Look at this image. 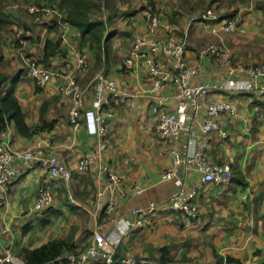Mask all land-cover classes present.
<instances>
[{
	"label": "crops",
	"instance_id": "obj_1",
	"mask_svg": "<svg viewBox=\"0 0 264 264\" xmlns=\"http://www.w3.org/2000/svg\"><path fill=\"white\" fill-rule=\"evenodd\" d=\"M163 10L161 15L173 24L176 36L185 42L187 63L198 66L205 81L221 82L227 74V67L206 52L214 43L226 45L235 63L264 64V5L237 19L244 33L224 34L221 38L203 30L200 21L193 22L194 19L183 17L173 23L167 9ZM131 20L123 22L124 32L113 38L108 49L82 48L79 31L65 23H57L59 33L46 35L54 42L58 39L62 42L63 54H56L52 60L54 69L70 72L78 57L89 58V70L74 74L84 93L85 111L92 105L95 78L101 71L116 81L123 91L139 94L134 107L115 104L114 116L107 119L112 142L104 160L122 178L126 190L135 184L146 187L140 196L121 201L124 216L136 206L162 202L175 189L173 183L159 180L160 173L171 167L172 159L169 148L156 132L157 117L151 106L163 103L167 111H174L177 101L172 98L171 88L156 94L143 92L148 77L143 65L135 68L140 79L125 73L124 61L136 37L145 33L148 25L141 15ZM30 26L36 32L41 30L38 23ZM24 29L27 31L23 37L26 53L35 57L30 40L33 30L26 26ZM195 37L200 41H195ZM40 53L41 46L37 55ZM35 58L39 60L37 56ZM157 61L166 69L172 67L162 57ZM3 62H11L5 68L6 73L13 76L9 86H15L27 126L35 129L31 136H25L9 123L13 148L29 149L36 141L50 137L52 147L46 149V153L62 159L74 172L79 160L96 147V137L89 132L85 117L82 116L79 128L70 125L68 114L72 99L60 92L58 80L53 79L39 88L27 75L16 78L25 67L13 48L5 51ZM165 97L167 100L164 101ZM227 99L237 104L238 115L219 118L228 137L221 139L213 135L209 156L213 162L231 164L234 181L221 187L211 183L204 185L197 200L200 210L197 219L159 213L156 228L134 231L131 238L119 246L116 259L135 257L158 264L160 249L166 247L171 252L169 264H264V100L244 93L213 91L210 95V100L215 102ZM15 167L17 177L9 183L12 204L0 206V257L11 251L24 262V249L39 248L62 239L70 241L78 252L83 251L92 240L97 222L102 219L101 216L97 220L93 215L99 184L94 170L74 173L71 182L74 201H71L63 182L49 177L41 166ZM197 181L198 178L194 179ZM46 182L53 187L55 201L43 219L31 218L28 210L37 201L40 186Z\"/></svg>",
	"mask_w": 264,
	"mask_h": 264
},
{
	"label": "built area",
	"instance_id": "obj_2",
	"mask_svg": "<svg viewBox=\"0 0 264 264\" xmlns=\"http://www.w3.org/2000/svg\"><path fill=\"white\" fill-rule=\"evenodd\" d=\"M30 14H42L63 23L64 14L53 6L30 5ZM148 29L139 34L124 61V71L135 79L140 75L135 71L143 65L148 77L144 82V93H162L173 89L172 98L177 101L174 111H167L163 103L153 104L151 111L156 118V132L169 148L172 165L159 175L162 183L171 182L174 191L162 202H151L145 206H136L127 216L121 213V201L129 197H138L146 187L135 184L129 189L123 187L122 178L104 160L109 148V130L107 119L114 116L115 104L134 107L138 93L123 91L116 81L104 71L95 78V94L90 109L84 110V93L79 87L74 74L86 73L89 62L78 57L70 72H61L40 65L37 58L28 56L25 40L17 37L18 44L12 48L23 60L26 75L37 87H45L51 80L60 82L61 93L72 99L68 121L74 128L81 125L85 117L89 132L96 137L95 149L84 155L73 172L66 163L55 155L46 153L52 147L50 137L38 140L25 150L13 148L12 133L8 122L0 128V206H11L9 183L17 177L15 165L28 167L41 166L52 179H59L65 185L69 199L74 201L71 182L74 173L94 170L98 180L96 209L93 215L99 220L93 231L88 246L79 252H67L44 264H89L92 260H103L105 264H155L135 257L116 259L119 246L131 238L134 231L154 230L159 213H180L188 219H197L200 210L199 195L205 184L216 187L228 186L233 177V167L229 163H217L210 160L212 137L217 135L226 139L228 133L219 122L223 115L236 117L238 107L233 101L215 102L210 100L213 91L220 93H254L264 96V64L241 65L233 61L231 51L223 43L211 44L206 52L227 67L226 77L221 82H208L202 77L198 66L186 61V45L175 34L173 24L162 15L148 14ZM200 26L215 37L245 30L238 25V20H221L213 10H208L200 18ZM163 32L164 34H161ZM162 57L172 65L166 69L159 61ZM148 78V79H147ZM167 100V97L163 99ZM198 178L197 182L194 179ZM55 201L51 183H43L39 188L35 204L28 210L34 219H43L46 210ZM0 264H25L11 251L0 257Z\"/></svg>",
	"mask_w": 264,
	"mask_h": 264
},
{
	"label": "trees",
	"instance_id": "obj_3",
	"mask_svg": "<svg viewBox=\"0 0 264 264\" xmlns=\"http://www.w3.org/2000/svg\"><path fill=\"white\" fill-rule=\"evenodd\" d=\"M51 3H58L65 11L66 16L63 19V23L68 24L74 29H77L81 35V47L92 50L93 48L105 47L108 49L111 41L118 34L124 32L125 26L123 25L124 20L132 21L133 17L141 15L144 21H147L148 14H163L160 8V0H137V3L131 7L129 10L124 11L116 3L117 0H46ZM129 0H120V3H127ZM159 1V3H158ZM5 0H0V7L3 5ZM106 4L105 9H103ZM44 5V4H42ZM161 12V13H160ZM168 14L173 23L181 20L185 17L190 18L191 12L182 13L173 8L168 9ZM35 15L32 25L38 23L41 30L36 32L29 23H26L27 28L33 30V35L30 36V40L33 43L35 50L32 55L39 58L41 66L54 69L52 64L53 58L56 54H63L62 52V42L58 39L56 42L49 39L46 35L52 34L54 32L59 33L58 20L55 18H48L42 14H32ZM235 18L232 15H226L220 17L221 20ZM9 23L6 21L0 24ZM148 24V21L146 22ZM12 24V23H10ZM238 25L241 26L238 21ZM149 25H147L148 29ZM45 29V33L44 30ZM10 42V37H7ZM7 39L0 38V50L2 54L0 55V64L4 60L5 51L10 48V43ZM3 46L5 48L3 49ZM41 46V53L37 55L38 47ZM13 58V57H12ZM89 61V58H87ZM11 62H7L6 67ZM238 64V63H236ZM58 70V69H56ZM65 72L62 70H58ZM19 74V75H18ZM16 76H26L25 68L19 71ZM13 80L12 74L6 73V70L0 68V128L5 126V122L13 123L14 127L25 136H31L35 129H30L26 122L25 116L22 113L21 106L16 97L15 86H9L10 81ZM243 94V93H242ZM252 94L257 96V98L264 100V96H258L254 93H244ZM234 172V170H233ZM74 177V174H73ZM234 177L231 183L234 181ZM230 183V184H231ZM49 209V208H48ZM48 209L46 210L48 212ZM180 214V213H177ZM67 252H78L73 244L66 239L51 241L39 248L35 249H24L23 250V260L25 264H44L50 260L56 259L57 257L67 253ZM161 257L158 264H169L171 261V252L166 248L160 249ZM105 264L103 260H92V263Z\"/></svg>",
	"mask_w": 264,
	"mask_h": 264
},
{
	"label": "rangeland",
	"instance_id": "obj_4",
	"mask_svg": "<svg viewBox=\"0 0 264 264\" xmlns=\"http://www.w3.org/2000/svg\"><path fill=\"white\" fill-rule=\"evenodd\" d=\"M116 3L119 4V7L124 11H127L137 3V0H129L124 4L120 3V0H117ZM160 3L161 12L164 11V8L167 9V12L170 8L181 11L182 13L191 12L190 19H194L193 22H195L200 21V18L205 15L208 10H213L218 17L232 15L235 16L237 20L240 19V16H243L247 11L255 8L258 9L259 5H264V0H160ZM30 5H49L58 8L64 14V17L67 14L58 3H51L46 0H5L3 5L0 7V23H4L6 19L9 23L0 24V38L1 40L7 39L9 42L7 37H10V48H12L13 44H18L17 37L19 34L22 35V38L26 35L27 31L24 29L25 24H30V22L31 24L33 23L32 21L34 16L30 15L27 11V7ZM105 7L106 4L103 9H105ZM194 40L198 42L200 41L197 40V37H195ZM1 54L2 51L0 50V55ZM5 65V62L1 63L0 68L5 70ZM111 142L112 138L110 134L109 146ZM63 187L65 188L64 183Z\"/></svg>",
	"mask_w": 264,
	"mask_h": 264
}]
</instances>
